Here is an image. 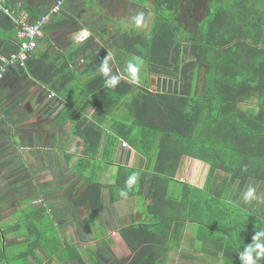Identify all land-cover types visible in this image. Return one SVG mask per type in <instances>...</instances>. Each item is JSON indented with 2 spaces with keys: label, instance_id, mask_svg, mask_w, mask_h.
<instances>
[{
  "label": "trees",
  "instance_id": "obj_1",
  "mask_svg": "<svg viewBox=\"0 0 264 264\" xmlns=\"http://www.w3.org/2000/svg\"><path fill=\"white\" fill-rule=\"evenodd\" d=\"M202 2L206 11L198 18ZM153 10L150 31H126L111 43L116 56L121 51L146 61L139 83L120 77L130 78L129 61H119L124 62L119 74L105 49L85 42L87 50L97 51L83 71L90 79L81 92L96 109L90 123L81 129L87 120L83 117L74 130L84 141L83 153L89 155L80 162L82 174L89 164H113L121 139L145 157L146 164L118 165L113 183L89 173L87 193L74 200L85 202V196L98 214L107 203L146 191L145 218L121 228L133 254L114 264H167L172 250L181 246L187 222L197 224L204 255L222 264H248L244 254L251 246L253 261L264 264L261 249L255 248L264 237L254 239L264 231V194L256 206L240 202L251 179L264 183V0H154ZM80 51L76 48L68 60L42 68L44 78L54 79L56 92L62 93L73 80L70 60ZM105 58L110 75L120 79L115 88L104 86L99 69ZM31 62L33 55L25 67ZM154 80L158 88L151 91ZM99 155L96 165L93 159ZM184 156L209 164L202 188L176 179ZM132 176L135 182L129 187ZM30 216L33 222L49 216L51 242L57 232L50 213L33 208ZM68 247L80 259L79 252Z\"/></svg>",
  "mask_w": 264,
  "mask_h": 264
},
{
  "label": "crops",
  "instance_id": "obj_2",
  "mask_svg": "<svg viewBox=\"0 0 264 264\" xmlns=\"http://www.w3.org/2000/svg\"><path fill=\"white\" fill-rule=\"evenodd\" d=\"M55 1L8 0L9 13L0 11V53L9 54L18 47L16 19L33 22ZM153 3L154 0H66L61 11L44 26L32 53V65L21 67L12 63L0 79V264H114L118 263L117 259L124 260L133 254L121 228L145 218V209L139 204L144 197L147 204L146 193L107 203L98 214L92 212L85 196L81 204L74 198L87 193L90 181L86 175L89 173H96L103 183H113L118 165L142 168L147 160L121 139L113 164L102 168L89 164L82 174L80 162L89 155L83 153L84 141L74 130L76 122L83 117L87 120L81 129L90 123L96 109L90 97L81 92V86L90 79L83 71L97 51L87 50L85 42L94 41L105 49L120 74L119 68L123 70L124 62L119 61H129L132 56L121 51L116 56L111 43L126 31L138 34L150 31L153 20L148 28L143 25L148 18L154 19ZM139 13H143V23L137 26L135 17ZM78 33L87 34V38L78 40ZM76 48L82 51L70 60L75 76L62 93L56 92L52 88L54 79L47 77L49 74L44 78L42 68L52 62L68 60ZM120 77L132 81L128 76L121 74ZM54 78L57 81L59 76ZM52 93L55 96L50 97ZM108 123L106 121V134ZM182 160L176 179L202 188L209 164L189 156ZM93 161L97 165L100 155ZM253 180L259 202L264 194V183ZM102 198L107 202L106 190ZM33 208H45L53 218L57 237L51 242L49 216L33 222L30 216ZM189 224L187 222L180 251L175 257L185 260L184 264H193V261L195 264H222L203 254L201 248L205 243L197 239L198 226L194 236L186 239ZM187 241L194 245L188 247ZM69 244L79 252L80 259L67 248ZM170 260L167 264H175Z\"/></svg>",
  "mask_w": 264,
  "mask_h": 264
},
{
  "label": "built area",
  "instance_id": "obj_3",
  "mask_svg": "<svg viewBox=\"0 0 264 264\" xmlns=\"http://www.w3.org/2000/svg\"><path fill=\"white\" fill-rule=\"evenodd\" d=\"M7 1L8 0H0V11L9 13L8 9L5 7ZM65 1L66 0H56L46 13L40 15L33 22H25L16 19L17 37L19 39L18 47L15 51L10 52L9 54L0 53V79L5 76L8 67L12 63H18L21 66L26 64V61L31 57L38 45V39L43 35L44 26L51 21L54 15L61 11ZM86 38L87 34L85 33H78L77 35L78 40H85ZM157 88V84L154 82L150 85L151 91H156ZM53 96H55L54 93L50 95V97ZM122 144L127 146L125 141H123Z\"/></svg>",
  "mask_w": 264,
  "mask_h": 264
},
{
  "label": "clouds",
  "instance_id": "obj_4",
  "mask_svg": "<svg viewBox=\"0 0 264 264\" xmlns=\"http://www.w3.org/2000/svg\"><path fill=\"white\" fill-rule=\"evenodd\" d=\"M135 23L137 26L141 25L143 23V13H139L135 17ZM83 41V40H81ZM141 61L139 59L134 58L133 60H130L127 63L126 70L127 72L130 73V79L133 82L139 83L140 82V76L139 72L141 69ZM99 71L104 74L105 76V82L104 86L107 88H115L119 82L120 79L119 77L115 75H110L111 69L109 67L108 63V58H105L104 61L102 62ZM135 182V176H132L128 179L127 184L129 187ZM120 195L123 197H127V192L124 190H121ZM259 199L256 196V189L252 186L248 187L246 196H245V201L250 202L252 200ZM261 237H264V231H261L258 233L257 237H254L255 240L259 241ZM255 248L261 249L260 256H264V242H257L255 244ZM252 250L251 246H249V253L244 254L246 256V259L248 261V264H256L255 261H253L252 256L250 254V251Z\"/></svg>",
  "mask_w": 264,
  "mask_h": 264
},
{
  "label": "rangeland",
  "instance_id": "obj_5",
  "mask_svg": "<svg viewBox=\"0 0 264 264\" xmlns=\"http://www.w3.org/2000/svg\"><path fill=\"white\" fill-rule=\"evenodd\" d=\"M205 11H206V7H205V4H204V2H202V3H199V8L196 10V16L199 18V17H202L203 15H204V13H205ZM152 20L153 19H147V22H146V25H143V26H145L146 28H148L149 26H150V24H151V22H152ZM139 28H136V30H138ZM131 60H133L134 58H130ZM142 63H141V69H140V72H139V76L141 77V76H143V77H145L143 74H144V72H145V70L147 69V63H146V61L143 59V58H138ZM130 61V60H129ZM125 63H126V61H125ZM200 79L202 80V75H201V77H200ZM156 82H158V80H154V83H156ZM202 81H198V83L200 84ZM152 83H150V85H151ZM183 161V160H182ZM182 161H181V163H182ZM186 161H188V160H185L184 162H186ZM259 182H261L262 183V181H259ZM254 183H256V181H254L253 179L249 182V184H248V186H247V188L245 189V191H244V193L241 195V200H240V202H242V200H245V194L247 193V190H248V187L249 186H252V187H254L255 188V184ZM145 193H146V191H145ZM245 195V196H244ZM258 197V196H257ZM260 197V196H259ZM258 199H256L255 200V202L253 203V204H250V205H254L255 206V204L258 202L257 201ZM123 201V200H122ZM143 202H139L140 204H139V206L140 207H142L143 209H145L146 210V205H145V197H144V199L142 200ZM141 208V209H142ZM120 212H122L123 210H121L120 208H117ZM80 224V223H79ZM189 225H191V226H189V228L187 229V232H186V239H190V236L192 235V237L194 236V230L196 229V227H197V224H195V223H190ZM81 226H83V224L81 225ZM187 245H188V247L189 246H193L194 244H193V242H190V241H187ZM193 249H194V247H193ZM177 251H180L179 250V248H174L173 250H172V255H174V257H171V262L170 263H175V264H184V262L183 261H185V260H183L182 258H180V259H178L177 257H175V255H176V253H177ZM193 264H195L196 262L195 261H193L192 262Z\"/></svg>",
  "mask_w": 264,
  "mask_h": 264
}]
</instances>
